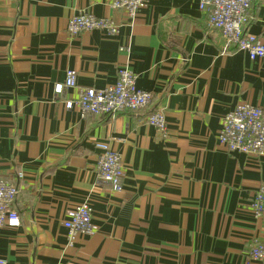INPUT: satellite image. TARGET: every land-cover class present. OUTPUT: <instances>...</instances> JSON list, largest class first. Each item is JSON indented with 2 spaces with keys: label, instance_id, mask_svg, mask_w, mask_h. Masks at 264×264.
I'll use <instances>...</instances> for the list:
<instances>
[{
  "label": "crops",
  "instance_id": "1",
  "mask_svg": "<svg viewBox=\"0 0 264 264\" xmlns=\"http://www.w3.org/2000/svg\"><path fill=\"white\" fill-rule=\"evenodd\" d=\"M133 18L111 0H0V178L14 184L16 227L0 228L4 264H257L264 218L249 204L264 186L261 155L229 153L223 114L240 102L264 111V58L224 48L199 0H146ZM93 13L117 26L70 35L69 18ZM246 31L264 43V0ZM119 66L152 100L139 112L82 116L79 86L113 84ZM161 109L167 132L145 121ZM121 157L122 189L96 174V144ZM87 202L95 230L69 241L63 221Z\"/></svg>",
  "mask_w": 264,
  "mask_h": 264
},
{
  "label": "built area",
  "instance_id": "2",
  "mask_svg": "<svg viewBox=\"0 0 264 264\" xmlns=\"http://www.w3.org/2000/svg\"><path fill=\"white\" fill-rule=\"evenodd\" d=\"M111 7L122 9L133 18L147 6L146 0H111ZM251 0H199V9L206 15V25L210 30L220 34L224 40V50L229 46L246 52L251 60L264 58V43L257 36L246 31L251 18ZM104 30L108 35L117 32V26L110 20L96 17L85 10L73 14L66 26V31L74 36L83 31ZM137 75L128 67L119 66L117 78L113 84L103 88L79 86L74 70H66L62 84L56 91L74 89L75 96L66 102L68 108H76L82 116H115L122 111L139 112L148 107L152 93L137 88ZM145 121L153 125L160 134H166L167 126L164 113L155 109L148 113ZM218 141L229 153L261 155L264 151V111L263 108L248 102H240L232 110L223 114ZM99 154L95 163L97 177L107 183L114 191L122 189L123 165L119 153L107 143L96 144ZM17 195L14 184L0 178V228L16 227L20 217L12 207ZM250 208L256 218H264V186L254 194ZM68 218L63 221L68 240L76 234L90 235L95 226L91 221V207L82 202L67 212ZM248 259L257 264H264V242L252 240L247 251ZM0 260V264H4Z\"/></svg>",
  "mask_w": 264,
  "mask_h": 264
}]
</instances>
